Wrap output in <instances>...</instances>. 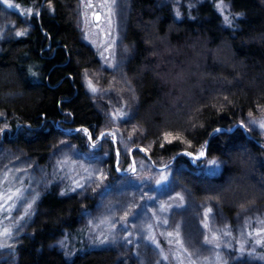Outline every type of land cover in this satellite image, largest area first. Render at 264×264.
<instances>
[{
    "label": "trees",
    "instance_id": "trees-1",
    "mask_svg": "<svg viewBox=\"0 0 264 264\" xmlns=\"http://www.w3.org/2000/svg\"><path fill=\"white\" fill-rule=\"evenodd\" d=\"M13 1L39 8L25 35L0 43V154L39 164L49 175L12 244L15 264H129L120 249L84 244L81 215L99 194L82 199L73 191L72 181L86 171L76 172L81 159L54 162L64 140L85 152L90 140L82 129L97 140L107 122L85 86L99 55L82 40L78 0ZM129 9L124 41L133 55L125 73L136 100L129 119L150 142V161L170 167V179L160 183L165 196L186 190L199 202L220 205L229 228L264 239L256 233L264 228V141L240 126L264 115V0H131ZM102 144L110 176H119L118 148L109 138ZM202 149L204 158L187 155ZM208 160L219 162L218 172L204 171ZM28 184L19 182L21 191ZM60 186L61 192L54 189ZM172 202L174 209L182 205ZM59 241L76 250L68 255ZM240 260L264 264V244Z\"/></svg>",
    "mask_w": 264,
    "mask_h": 264
},
{
    "label": "rangeland",
    "instance_id": "rangeland-1",
    "mask_svg": "<svg viewBox=\"0 0 264 264\" xmlns=\"http://www.w3.org/2000/svg\"><path fill=\"white\" fill-rule=\"evenodd\" d=\"M130 2L131 0H115L114 3L113 0H78L77 5L76 22L82 40L91 45L99 55V68L85 74V86L107 121L102 129L104 137L92 139L96 147L92 146L90 140L88 150L83 152L76 146H71L69 140H64L56 148L54 157L57 166L62 160H77L74 157L81 159L78 161L83 163L77 164L76 172L86 171L78 180L72 181L71 187H75L74 192L77 191L82 199L99 194L98 198L96 195L95 206L84 208L81 215V225L86 226L83 242L87 243L85 245L120 249L121 261L129 264H210V261L211 264H241L240 259L245 251H250L251 247L253 251L257 249L258 237L241 231V226L237 224H234L239 227L237 230L229 228V223L221 216L220 205L199 202L190 197L186 190L172 193L168 191L169 194L165 196V188L160 183L170 179L172 174L167 172L170 167H157L150 161V142L145 140V134L138 125L129 119L131 108L136 104L135 88L125 73L126 64L133 55V47L124 41L129 24ZM12 4L13 7H9L0 0V43L9 37L19 36L21 31H27V21L32 15L38 14L39 7L20 8L13 0ZM222 11L224 16L230 17L228 12L225 14V9ZM97 13L100 14L98 23L94 22ZM89 78L96 91L92 90ZM261 119H264V115L252 116L245 124L264 141V128L250 123ZM111 133H115V139L111 138ZM105 138L111 139L115 143V149L119 150L115 164L119 176L114 178L110 176V165L106 162L108 156L101 153ZM66 144L71 148L65 147ZM61 148L64 149L63 153L58 152ZM144 148L148 151H143ZM91 153L99 159H92L89 156ZM6 155L0 154V260L5 264H15L12 244L21 231V223L33 210L28 203L32 204L43 193V189L49 186V175L39 164ZM209 161L211 160L205 163L204 171L210 167L211 173L218 172L219 167ZM100 173H103V178ZM23 181L29 184L18 196L15 189L20 188L19 182ZM157 181L159 185L155 186ZM54 189L61 192L62 186ZM35 193L38 196L25 203ZM9 195L13 197L12 200L7 199ZM172 199L182 205L175 209L170 207L173 205ZM176 212L178 213L175 214ZM205 224L208 225L207 228L204 227ZM122 225L127 231L121 230ZM4 228L11 231V238L2 234ZM160 240L169 242L170 246L162 248ZM180 240H183V246L179 243ZM60 242L58 244L68 255L76 250L75 245L63 246ZM205 256L210 261L205 260ZM217 256L218 260L215 259Z\"/></svg>",
    "mask_w": 264,
    "mask_h": 264
},
{
    "label": "snow or ice",
    "instance_id": "snow-or-ice-1",
    "mask_svg": "<svg viewBox=\"0 0 264 264\" xmlns=\"http://www.w3.org/2000/svg\"><path fill=\"white\" fill-rule=\"evenodd\" d=\"M114 2H115V0H113V3H114ZM3 3L6 4V5H8L9 7H13L12 0H3ZM109 10L111 11V9H109ZM29 11H31V10L29 9ZM236 15H237V16H241V15H243V13H236ZM97 19H99V15H98V14H97ZM225 19H226V21H227L229 24L232 23V20L229 19L228 17H225ZM19 35H25V32L21 31V32L19 33ZM88 82H89V84L91 85L92 90H93V91H96V87H95V85L92 84L90 78H89V81H88ZM113 115H115V113H113ZM121 115H123V113H121ZM251 115H252V113H249V116H251ZM250 123H252V124H258L260 128H264V119H261V120H252V121H250ZM240 124H241L246 130H249V131H250V129H248V125L244 123V120H241V121H240ZM5 127H7V125H5ZM82 130H83L84 132L87 133V135H88V139H89V140H92L93 133H92L89 129H87V128H84V129H82ZM0 131H3V129H0ZM71 131H72L71 129L68 130V132H71ZM215 131H216V132H219V131H221V130H220L219 128H217V129H215ZM97 135L101 136L102 138L104 137V134H103V133H97ZM109 135L111 136L112 139H115V133H111V134H109ZM167 135H170V134H166V136H167ZM173 139H175V137H173ZM92 146H93V147H96V145H95V141H94V140H92ZM161 146H163V145H161ZM65 147H67V148H71V146H70V145H67V144L65 145ZM116 151H117V155H118V154H119V150L117 149ZM143 151L147 152L148 149H147V148H144ZM58 152L63 153V152H64V149L61 148V149L58 150ZM77 154L80 155L81 153H77ZM187 155H188V156H195L196 158H199V157H204V156H206V155H207V152H206V150L202 149L198 154H197V153H193V152H188ZM89 156H90L92 159H99V157H97L94 153L89 154ZM85 158H89V157H85ZM21 163H23V162H21ZM209 163H211L212 165H214V166H216V167H219V162L216 161V160H211V161H209ZM8 171H11V169H8ZM133 171H135V168H133ZM100 175H101V178H103V173H100ZM122 182H126V181H122ZM157 183H159V181H157ZM80 187H83V185H81ZM73 191H75V189H73ZM15 192H16V194L19 196V195L21 194V189H20V188H16V189H15ZM35 196H38V193H35L32 197L27 198V199L25 200V203H28V200H29V199H34ZM12 198H13V197H12L11 195L7 196V199H8V200H12ZM28 206H29V207L31 206L30 203H28ZM0 207H2V206H0ZM9 211H11V208H10V207H9ZM209 211H211V209H209ZM125 223H126V222H125ZM164 223H167V221H164ZM113 226H115V224H113ZM149 227H151V225H149ZM204 227L207 228L208 225L205 224ZM121 230H122V231H127V228H126L125 226L122 225V229H121ZM256 233H257L258 236H259L261 233H264V228H257V229H256ZM2 234L5 235V236H7V237H9V238H11V236H12L11 231H10L9 229H7V228H4V229H3V233H2ZM230 234H231V233H229V235H230ZM242 234H243V233H242ZM251 234H252L251 232L248 233V235H251ZM129 235H131V233H129ZM169 235L171 236L172 233L170 232ZM177 235H179V233H177ZM205 239H206V238H205ZM103 242H104V240L102 239V240H101V243H103ZM179 243L181 244V246H183V243H184V242H183V240H180ZM256 243L264 244V239H258V240L256 241ZM217 247H219V246L217 245ZM229 247H231V245H229ZM184 250L187 251L186 248H185ZM241 251H243V248H241ZM189 255H191V254H189ZM201 255H202V254H201ZM203 258H204L205 260H209V261H210V258H209V257H206V256H205V257H203ZM215 259L218 260L219 257L217 256V257H215ZM210 264H211V261H210Z\"/></svg>",
    "mask_w": 264,
    "mask_h": 264
},
{
    "label": "water",
    "instance_id": "water-1",
    "mask_svg": "<svg viewBox=\"0 0 264 264\" xmlns=\"http://www.w3.org/2000/svg\"><path fill=\"white\" fill-rule=\"evenodd\" d=\"M97 14H98V15H99V17H100V14H99V13H97ZM94 22L98 23L97 15H96V17H95V20H94Z\"/></svg>",
    "mask_w": 264,
    "mask_h": 264
}]
</instances>
